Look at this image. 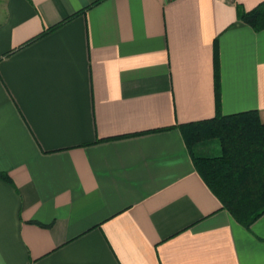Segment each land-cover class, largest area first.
I'll use <instances>...</instances> for the list:
<instances>
[{
    "label": "crops",
    "instance_id": "0c3cea01",
    "mask_svg": "<svg viewBox=\"0 0 264 264\" xmlns=\"http://www.w3.org/2000/svg\"><path fill=\"white\" fill-rule=\"evenodd\" d=\"M263 2L0 0V264H264L179 130L264 122Z\"/></svg>",
    "mask_w": 264,
    "mask_h": 264
},
{
    "label": "trees",
    "instance_id": "16d2710c",
    "mask_svg": "<svg viewBox=\"0 0 264 264\" xmlns=\"http://www.w3.org/2000/svg\"><path fill=\"white\" fill-rule=\"evenodd\" d=\"M240 21L264 29V2L250 12L238 11ZM194 168L222 209L245 229L264 215V122L256 111L179 126ZM121 138V137H119ZM217 141L220 154L203 147ZM0 178L9 181L0 174Z\"/></svg>",
    "mask_w": 264,
    "mask_h": 264
},
{
    "label": "rangeland",
    "instance_id": "374dc122",
    "mask_svg": "<svg viewBox=\"0 0 264 264\" xmlns=\"http://www.w3.org/2000/svg\"><path fill=\"white\" fill-rule=\"evenodd\" d=\"M206 154L215 156L220 154L219 144L217 141H212L203 147ZM216 149V150H215Z\"/></svg>",
    "mask_w": 264,
    "mask_h": 264
}]
</instances>
